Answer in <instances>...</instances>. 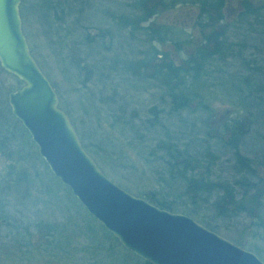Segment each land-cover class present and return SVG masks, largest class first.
<instances>
[{
    "label": "rangeland",
    "instance_id": "obj_1",
    "mask_svg": "<svg viewBox=\"0 0 264 264\" xmlns=\"http://www.w3.org/2000/svg\"><path fill=\"white\" fill-rule=\"evenodd\" d=\"M22 1V29L30 52L56 92L58 104L83 133L90 149L99 155L96 165L114 184L140 198L155 193L166 201H187L185 182L169 175L167 164L160 159L161 152L156 150L164 136L162 127H148L147 121L153 114L159 115L158 123L166 129L169 140L165 141L179 146L189 143L190 154L202 158L195 172L207 171V181H226L231 185L241 175L235 173L232 152L224 145L229 135L225 127L241 120L240 126L245 131L238 148L252 160L255 174L264 177V31L261 28L264 10L257 9L260 6L254 16L243 17L236 29L229 30L224 16L229 17L228 9L235 5L233 0H222V19L215 18L214 24H199L198 7L179 2L166 11L160 9L142 23L145 26L166 23L174 29L163 42L146 43L145 34L134 32L130 26L124 27L111 18V14H139L131 6L138 0H57L56 15L46 10V0ZM193 11L197 17L191 24L183 14ZM58 16L61 20L57 24L54 19ZM205 35V39L213 35L214 41L208 48L217 49L221 55L212 56L211 63L199 74L200 87H193L191 78L185 80L182 90L188 92L192 87L198 97L191 96L186 109L172 113L169 87L155 80V66L167 59L183 65L196 40L201 38L202 42ZM86 38H93L94 43ZM220 38L226 43L223 46L217 44ZM153 52L155 55L149 61L148 56ZM140 62L146 63L139 68V74L127 72V65ZM245 79L253 80L256 86L262 85L260 93H256L258 97L246 102L244 94L238 93L239 89H246ZM13 82V77L0 70V101L7 103L6 95ZM236 107L250 108L247 112ZM14 138L10 155L6 158L0 153V193L4 192L0 204L8 220L0 231L11 232L9 229L15 224L21 225L32 235L29 243L37 241L36 228L43 231L45 226H51L55 231L49 232L56 238L48 246L66 249L72 264L84 261L144 264L109 237L100 223L90 218L62 183L55 180L36 157L37 147L27 145L28 154L23 142L18 144V136ZM206 151L214 157L210 163L212 158L205 155ZM15 162L17 168L10 169ZM7 171H11L14 179L15 174L26 173L27 182L5 190L2 177ZM234 189L236 198H240L242 191L238 184ZM215 198V193L200 197V212L195 218L188 217L198 223L199 219L215 222V233L238 243L264 263V205L254 212L263 222L259 226H256L257 217L244 214L218 223L210 213ZM239 237L241 243L236 240Z\"/></svg>",
    "mask_w": 264,
    "mask_h": 264
},
{
    "label": "water",
    "instance_id": "obj_2",
    "mask_svg": "<svg viewBox=\"0 0 264 264\" xmlns=\"http://www.w3.org/2000/svg\"><path fill=\"white\" fill-rule=\"evenodd\" d=\"M22 0H0V68L20 81L7 96L50 172L124 249L150 264H264L184 214L160 209L114 184L80 145L70 118L30 52Z\"/></svg>",
    "mask_w": 264,
    "mask_h": 264
},
{
    "label": "trees",
    "instance_id": "obj_3",
    "mask_svg": "<svg viewBox=\"0 0 264 264\" xmlns=\"http://www.w3.org/2000/svg\"><path fill=\"white\" fill-rule=\"evenodd\" d=\"M22 2L20 5L21 17L23 14ZM179 2H184V4L187 3L189 5H195L198 7V9L200 10L199 11L200 15L198 16L199 24H204V23L214 24L217 22L215 18L217 17L221 18L223 15L222 12L220 11L223 4L222 0H181V1L138 0L135 1L131 6L133 8L138 9L140 12L139 14L134 16L123 15V14L120 15L111 14V18L115 23L120 24L124 27L130 26V29L134 32L135 30H137L138 32H142L143 34H145L146 43L163 42L164 40H166V35L169 34L171 30L174 29H171L167 24L166 25L156 24V26H149V25L145 26L142 25V23L147 22L153 15L158 13L160 9H164L166 11V9L173 8ZM58 5L59 3L57 0H46V4H45L46 10L52 11L53 13H55V15L58 10ZM61 11L63 12V10ZM250 12L253 13V11ZM254 14L252 16H254ZM258 17L259 16L256 15L257 19ZM60 18L58 16L54 19V21L58 24L61 20ZM261 28L262 31H264L263 25H261ZM222 31L225 32L224 29ZM86 41H88L89 43H94L93 38H86ZM209 41L211 42V38L210 37L206 38L204 41V47H199L197 50H195L196 51L195 53L190 54L188 59L185 61L183 65H179V66L175 65L170 59L166 58L167 60L164 61L161 65H158V67L157 65L155 66L156 71L153 77L155 78L156 81H159L161 85L165 87H169L167 89L169 90V96H171L170 98H172L171 107H170L172 113H177L179 111L186 109L188 102L191 99V96L198 97V93L197 92L195 93L192 87L191 90H188V92H184L182 90V86H185V82H186L185 80L191 78L193 87L194 86L200 87L201 75L199 74L205 70V67L209 63H211L210 59H212V56L221 55V53H219L220 51L218 52L217 49L211 51L208 48ZM223 44L226 43L221 39L218 42V45L223 46ZM154 55L155 52H153L151 56H148L149 59L151 57H154ZM151 60L152 59H150L149 61ZM145 63L146 62L144 63L140 62V64L137 65L131 63L127 65L125 68L127 69V72L129 74L135 72L139 74V72H141L139 68L144 66ZM0 70L3 71L1 68ZM6 74L14 78V82L8 88L10 92L21 87L22 84L18 79H16L13 75L9 73ZM243 84L246 89L245 90L239 89L238 93L244 94L245 102L248 101L249 99L252 100L253 98L258 97L256 93H260L262 85L256 86L254 81L250 79H245L243 81ZM258 100L261 102L262 98H260L259 96ZM236 108L244 109V110L246 109V111L248 112L250 107H236ZM256 108H261V107H256ZM158 117L159 115L153 114V118L147 121L148 127L150 129H153L157 126H160V128L162 127L161 129L163 131L164 137L163 139H160L161 141H159L158 144L156 145V150L161 152L162 155L160 156V159L165 164V166L167 164L169 175L171 177L182 179L185 182V195L187 201L186 202L185 200L180 202H175V200L166 201L165 198L157 196L155 193H147L142 195L141 197L160 209H164L166 211L173 212L175 214L176 212L183 211L184 215L195 218L197 214L200 212L198 209V199H200V197H202L203 195L215 193L216 198L214 201L211 202V209H210L211 218L213 220L217 221L218 223L228 222L230 220L237 218L240 214H244L246 216H252L255 218L257 217L256 226L261 225L263 222L260 221L261 219L260 216H254V212L257 211L258 208L261 209V207L264 205L263 204L264 177H258L255 174V168L252 160L241 154L238 148L241 142L242 135L244 134L245 131V128L242 129V127L240 126L241 120L238 119L234 122L232 126L225 127L226 132L229 133V135L226 141H224V145L228 147L232 152V158H234L232 164H234L235 173L241 175L240 179L234 180L232 182L234 184L231 185L229 182L226 181L218 182V183L207 181V176H208V174L206 173L207 171L205 173L195 172V170L200 168L201 166L200 162L202 158H194L193 155L190 154L189 143L179 146V144H177L176 142L169 143L165 141L167 139L169 140V137L167 136L166 139V129H164L163 125L158 123V119H157ZM249 120H251V118H249ZM70 121L77 132V135L81 143L80 145H82V147L86 150L87 154L90 155L94 159V161L99 162L98 160L99 155L96 152H93L92 149H90L91 147L86 141V138L83 135V133L79 131V129L75 126V124L72 122L71 119ZM16 135L18 136V138L16 139L18 141V144L19 142L20 143L23 142V147L26 153L30 154L28 148H26L27 145L31 147L35 146V144L32 142L30 138V135L25 130V128L22 127L21 123L13 115H11L8 101L7 103L5 102V100L3 102L0 101V153L6 158L10 155L9 152L11 149V144L15 140L14 137ZM204 140L205 142L208 143L207 141L208 139L207 140L204 139ZM35 155L45 165V168H47V165L44 163L43 159L38 155L37 151H35ZM205 155L207 157L212 158V160H209L208 163L214 160L213 159L214 157L210 156L208 151L205 152ZM14 164L15 165L9 166V168L10 169L17 168L18 164L16 162ZM47 170L49 169L47 168ZM15 175L16 176L14 179V177L11 176V171H7L4 174V176L2 177L3 178L2 183L6 185L5 187L3 186L5 190L10 189L12 185L13 186L19 185L20 182H27L26 179H24L26 173H19V174L17 173ZM52 176L55 178V180L58 179L53 174ZM236 184H238V186L241 188L242 191L240 198H236L235 196L234 186ZM64 188L70 195H72L69 188H67L66 186H64ZM3 194L4 192L0 193V198L3 196ZM72 197L75 199L73 195ZM176 204H180V205H176ZM4 211L5 210L3 209V205L0 204V228L2 226H5L7 224L6 222H8L7 218L5 217ZM88 216L93 219V217H91L89 214ZM199 221H200L199 224H202L204 227L212 231H214L216 228L215 222L213 221L212 222L206 221L205 219H199ZM51 229L53 231L54 228H51V226L49 227L45 226L44 230L46 232L44 230L43 231L41 230V232L44 233L47 240L49 239L48 240L50 241L49 244L50 243L53 244L54 242L51 241L55 240L56 238V237H52L51 233L49 232L51 231ZM9 230L11 232L0 231V241L2 243L4 242L16 243L22 239L26 240V237H24L22 233L26 232L27 229L22 228L21 225L15 224L14 228L12 230L10 228ZM105 233L108 234L109 237L113 238L111 233H109V231H107L106 229H105ZM241 239H242L241 237L236 238V240L240 243L242 241ZM114 240L117 241L116 239ZM0 247H3V245H1ZM130 255H132V253H130ZM143 263L150 264L146 261H143Z\"/></svg>",
    "mask_w": 264,
    "mask_h": 264
},
{
    "label": "flooded vegetation",
    "instance_id": "obj_4",
    "mask_svg": "<svg viewBox=\"0 0 264 264\" xmlns=\"http://www.w3.org/2000/svg\"><path fill=\"white\" fill-rule=\"evenodd\" d=\"M233 2L235 4L234 7L228 9L229 13L227 15L229 17L226 18V16H224V20L228 22V27L230 28L229 30L236 29L238 26L237 22L242 20L243 17H251L255 13L257 6L261 7L257 9L264 10V4L261 0H233ZM250 11H253V13ZM183 16L185 19L190 20V23L192 24L197 17V13L193 11L192 13L183 14ZM256 25L258 26V24ZM222 30L223 29H220V31ZM213 35H211V42L214 41ZM205 37L206 35L203 37V43L201 42V38L196 40L194 49H192L190 54L195 53V50H197V48L200 46L204 47ZM200 43H202V45ZM35 233V236H37V241L32 240L29 243L28 238L30 236L32 238V235L28 230L22 233V235L26 237V240L22 239L16 243H2L0 241V246L3 245V247H0V264H69V261L72 264L70 254L66 249H62L53 245L49 247L46 246L49 244V241L45 237L44 233L41 232V229L36 228ZM42 245H44V247H42ZM83 264H89V262L84 261Z\"/></svg>",
    "mask_w": 264,
    "mask_h": 264
}]
</instances>
